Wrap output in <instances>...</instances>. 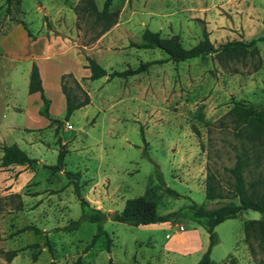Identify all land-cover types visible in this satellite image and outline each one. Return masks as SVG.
<instances>
[{
  "label": "rangeland",
  "instance_id": "rangeland-1",
  "mask_svg": "<svg viewBox=\"0 0 264 264\" xmlns=\"http://www.w3.org/2000/svg\"><path fill=\"white\" fill-rule=\"evenodd\" d=\"M104 1L95 0L98 8ZM77 2L12 0L5 11V0H0V53L19 56L15 60L0 56V136L10 124L39 127L12 133L36 161L22 169L13 183L15 189H23L21 210H13L17 197L4 196L7 205L0 214V235L19 233L29 224L41 230L0 241L5 250L39 245L20 251L5 264H192L206 250L208 232L188 217L139 226L108 218L102 228L111 239L109 249L104 235L86 248L97 231L94 222L81 220L74 230L62 229L81 217V206L63 171L54 173L49 168L56 163L59 147L54 125L37 114L42 107L39 95L28 93L31 64L35 61L41 67L52 117L63 120L65 116V96L59 78V83L54 79L58 71L72 72L90 96L88 105L64 121L60 136L68 150L64 170L80 173L81 194L92 206L103 212L119 211L127 199L144 196L155 202L160 214L191 203L212 207L217 200L205 198L207 173L214 172L225 192L233 182L227 168L235 163L237 141L225 113L236 101L264 106V41L256 43L258 69L248 58L223 66L213 52L164 61L167 55L160 49L128 45L140 43L146 28L162 36L179 35L185 48L202 38L203 28L216 46L263 37L264 0H113L111 9L119 11L116 23L91 43L95 31L88 22L82 20L79 29L75 26ZM19 19L35 39L24 41L15 34L12 43L1 41L17 27L23 28ZM84 53L107 72L153 63L127 78L88 80ZM258 171L246 172V179ZM157 172L165 184L156 178ZM259 218V212L245 209L239 217L218 224L219 242L210 255L213 264H264V255L258 249L251 255L242 240L244 222ZM33 252L38 253L35 261Z\"/></svg>",
  "mask_w": 264,
  "mask_h": 264
},
{
  "label": "trees",
  "instance_id": "trees-1",
  "mask_svg": "<svg viewBox=\"0 0 264 264\" xmlns=\"http://www.w3.org/2000/svg\"><path fill=\"white\" fill-rule=\"evenodd\" d=\"M113 0H105L102 7L98 8L95 0H78L73 7V14L76 16V28H81L82 20L88 22L89 29L95 31L94 36L90 39V43L98 39L102 34L107 32L118 18V9H111ZM12 0H5L6 10H10ZM24 27L27 35L32 39L35 36L27 28L23 20H18ZM50 27L48 22L47 27ZM55 36L60 35L53 31ZM49 38V32L46 34ZM141 42H129L128 46L135 48H150L160 49L166 55L164 61L179 62L180 60H188L203 55H208L213 52L215 59L223 66L228 65L229 62H244V60L251 59L254 64V69H258L261 64L259 49L256 45L259 41H264L263 37H258L251 40H230L214 45L209 38L208 31L202 29V38L193 46L185 48L181 42L180 36L172 34L170 36H162L158 31H152L146 28L141 35ZM84 45H87L84 43ZM84 68L89 70L88 80L98 79L104 76L113 78L114 76L127 78L129 76L146 71L149 64L153 63L146 61L141 63L137 68H127L123 71L107 72L98 61L84 53ZM156 62V61H154ZM39 68L33 61L28 76V93H38L42 101V107L38 109V114L49 119V123L54 125V135L57 139L59 147L56 163L50 165L52 172L63 171L66 178L73 184L74 192L80 203L81 217L77 220L70 221L67 225L62 227L63 230L71 231L78 227L81 220H87L97 224L96 234L87 244L86 248L92 246L97 239L104 235L107 237V247L109 249V235L102 228L104 220L110 218L115 222L126 223L132 226L148 225L157 222H176L179 218L188 217L192 220L203 224L208 231V245L206 250L202 253L199 260L195 264H213L211 260V250L216 243L219 242L218 236L215 232V227L227 219L237 218L242 211L253 210L260 213L259 219L248 220L244 222V242L247 245L249 253L254 255L258 249L264 255V106L258 107L255 104L236 101L225 113L224 118L231 124L232 132L237 143L235 148V163L232 167L227 168V171L232 176L233 182L227 192L224 191L220 179L209 172L205 178V198L208 201L217 200L215 206H208V204L191 203L179 208L178 210L170 211L165 214H160L156 211V204L153 200L145 198L144 196H135L127 199L123 209L119 211L103 212L92 206L86 200L80 191L81 184L79 179V172L65 171V156L68 152L65 143H61L60 128L64 121H67L74 110L80 109L90 103V96L83 85L75 78L72 72L62 73L59 77L60 88L65 96V110L64 119L52 117L49 113L50 99L46 97L42 85V77L40 79ZM71 83V84H70ZM31 131V130H29ZM0 150L2 157L0 162L1 168H6L11 164H27L30 165L36 161L31 158L24 150H22L16 143L9 145L1 144ZM259 170L255 177L246 179V172H251L252 169ZM161 184H165L161 179L160 172H157L156 177ZM10 196L17 197L13 210H21L23 202L19 193L11 194ZM237 198L238 202L232 199ZM7 198L0 197V214L5 211ZM34 231L40 233L41 230L35 225H25L17 230V232ZM19 233H9L8 238ZM255 241L254 243L252 242ZM29 247H39L38 244L32 243L26 247L18 249H0V256L6 262H11L20 251ZM37 252L31 254V259H37ZM53 264V262L51 263ZM80 264V261H78Z\"/></svg>",
  "mask_w": 264,
  "mask_h": 264
},
{
  "label": "crops",
  "instance_id": "crops-1",
  "mask_svg": "<svg viewBox=\"0 0 264 264\" xmlns=\"http://www.w3.org/2000/svg\"><path fill=\"white\" fill-rule=\"evenodd\" d=\"M23 28L17 27L15 29V33H11V34L9 33V35L4 40H1V41L5 42V43H12L13 41H15V38L17 37V36L15 37V34H17L20 38L24 39V41H27L30 37L27 35V32ZM14 53L13 52L12 53L1 52L0 56H5L6 58H9L10 60L18 59L19 56L16 53L15 54ZM50 57L51 56L48 55L47 59L50 58ZM83 63H85V61ZM37 66L39 68L40 76H42L41 75V67H40V65H37ZM49 71L52 72L51 70H49ZM61 73H65V72L58 71L56 73V75H54L55 76V78H54L55 82L59 83L58 82V78L60 77ZM52 76H53V74H52ZM40 79H41V77H40ZM42 85H44L43 81H42ZM32 94H34V93H32ZM14 108H16L18 110L21 109L20 107H18V105H16ZM37 114H38V109H37ZM3 116H4V114H3ZM37 117L39 118L38 115H37ZM38 128L39 127L29 129L28 127H23V126L20 127V126H18L17 123L16 124H10L9 127L5 128L3 134H1V136H0V145L1 144L9 145L11 143H16L18 145V147H19L20 143L18 142V140L15 137H12V133H16L18 131V132H20L22 134L24 131H27V130H31L32 131L33 129H38ZM2 154L3 153L0 150V162H1ZM26 166H27V164H17L16 163V164H11V165H9L6 168H1L0 167V197H4V196L10 195V194H15L17 192V193L20 194L21 200L23 202V199H22V195H24L23 189L21 191L15 189L14 186H13L14 185L13 183L15 182V177L18 176L20 174V172L22 171V169L26 168ZM23 206H24V202H23ZM158 223L166 224L167 222H157V223H153V224H158ZM148 225H150V224H148ZM205 228L207 230L206 226H205ZM6 239H8V234L6 236H4L3 234L0 235V241H5ZM242 240L244 242V236H243ZM0 249H3V248H0ZM202 253L198 256V258L196 260H194V262L192 264H195L199 260V258L202 255ZM5 262L6 261L3 259V257L0 256V264H5ZM237 264H239V262Z\"/></svg>",
  "mask_w": 264,
  "mask_h": 264
},
{
  "label": "built area",
  "instance_id": "built-area-1",
  "mask_svg": "<svg viewBox=\"0 0 264 264\" xmlns=\"http://www.w3.org/2000/svg\"><path fill=\"white\" fill-rule=\"evenodd\" d=\"M70 127V126H69Z\"/></svg>",
  "mask_w": 264,
  "mask_h": 264
}]
</instances>
